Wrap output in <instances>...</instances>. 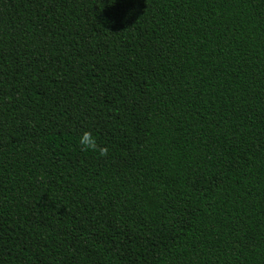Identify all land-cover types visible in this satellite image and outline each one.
Instances as JSON below:
<instances>
[{
	"label": "trees",
	"instance_id": "1",
	"mask_svg": "<svg viewBox=\"0 0 264 264\" xmlns=\"http://www.w3.org/2000/svg\"><path fill=\"white\" fill-rule=\"evenodd\" d=\"M0 264H264V0H0Z\"/></svg>",
	"mask_w": 264,
	"mask_h": 264
},
{
	"label": "clouds",
	"instance_id": "2",
	"mask_svg": "<svg viewBox=\"0 0 264 264\" xmlns=\"http://www.w3.org/2000/svg\"><path fill=\"white\" fill-rule=\"evenodd\" d=\"M80 144L88 149V150H92V151H99V155L100 156H105L107 154V149L106 148H97V144H96V141H95V138L92 137V136H85V135H82L80 137V140H79Z\"/></svg>",
	"mask_w": 264,
	"mask_h": 264
}]
</instances>
